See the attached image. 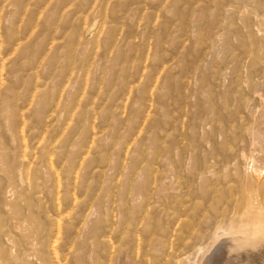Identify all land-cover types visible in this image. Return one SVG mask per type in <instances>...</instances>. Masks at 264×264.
Here are the masks:
<instances>
[{
	"label": "rangeland",
	"instance_id": "obj_1",
	"mask_svg": "<svg viewBox=\"0 0 264 264\" xmlns=\"http://www.w3.org/2000/svg\"><path fill=\"white\" fill-rule=\"evenodd\" d=\"M0 65V264H192L244 219L264 0H0Z\"/></svg>",
	"mask_w": 264,
	"mask_h": 264
},
{
	"label": "bare ground",
	"instance_id": "obj_2",
	"mask_svg": "<svg viewBox=\"0 0 264 264\" xmlns=\"http://www.w3.org/2000/svg\"><path fill=\"white\" fill-rule=\"evenodd\" d=\"M15 7V6H14ZM13 7V8H14ZM34 14V13H33ZM32 16V15H31ZM79 18V17H78ZM166 26V25H165ZM94 27V26H93ZM108 28V27H107ZM165 28V27H164ZM86 30V29H85ZM88 31L91 29L88 27ZM89 37V36H88ZM139 64V63H138ZM1 66V65H0ZM3 69V68H2ZM1 70V69H0ZM1 74V73H0ZM264 85V84H263ZM264 88V87H263ZM6 91V90H5ZM38 100V99H37ZM209 100V99H207ZM209 102V101H208ZM210 103V102H209ZM210 105V104H209ZM204 107V106H203ZM206 107V106H205ZM208 107V106H207ZM3 108V107H2ZM205 109V108H204ZM211 109V107L209 108ZM6 110V109H5ZM211 111V110H210ZM209 111V112H210ZM5 113V112H4ZM213 114V112H212ZM211 114V116H212ZM206 116V115H205ZM6 117V116H5ZM23 117V116H22ZM2 118V117H1ZM205 118V117H204ZM211 118V117H210ZM213 119V118H212ZM214 120V119H213ZM51 121V120H50ZM191 127V126H190ZM195 128V127H193ZM220 130V129H219ZM21 132V131H20ZM219 132V131H218ZM13 137V136H12ZM14 139V137H13ZM18 141V140H17ZM168 152V151H167ZM242 157V156H241ZM245 157V156H244ZM167 159V158H166ZM242 159V158H241ZM165 160V159H164ZM189 161V160H188ZM187 162V161H186ZM243 162V161H242ZM50 163V162H49ZM52 164V163H51ZM172 165V164H171ZM47 168V167H46ZM188 172V171H187ZM257 172V171H256ZM169 173V172H168ZM174 173V172H173ZM251 173V172H250ZM254 174V173H253ZM259 174V173H258ZM250 178L252 191H244V219L238 226L220 229L209 245L198 248L199 258L192 264H264V176ZM262 174V173H261ZM260 174V175H261ZM57 176V175H56ZM243 176V175H242ZM251 176V175H250ZM252 179V180H251ZM246 180V179H245ZM248 181V180H247ZM36 184V183H35ZM177 184V183H176ZM235 184V183H234ZM242 184V183H240ZM69 185V184H68ZM246 185V184H245ZM243 188V186H242ZM68 189V188H67ZM246 189V187H245ZM243 192V190L241 189ZM57 192V191H56ZM202 194V192H200ZM243 194V193H242ZM221 191H220V194ZM242 196V195H241ZM220 197V196H219ZM220 200V199H218ZM221 201V200H220ZM219 201V202H220ZM179 202V200H178ZM217 202V201H216ZM241 202V201H240ZM221 203V202H220ZM219 203V204H220ZM216 204V203H215ZM218 204V205H219ZM214 208V207H212ZM42 209V208H41ZM191 209V208H190ZM217 209V208H216ZM6 210V209H5ZM211 210V208H210ZM218 210V209H217ZM175 211V210H173ZM238 211V210H237ZM218 212V211H217ZM180 213V212H179ZM213 213V212H212ZM215 213V212H214ZM183 214V213H182ZM194 215V214H193ZM202 216V215H201ZM60 220V219H59ZM214 220V219H213ZM212 221V220H211ZM60 222V221H59ZM232 222V221H231ZM174 224V223H173ZM172 224V225H173ZM206 224V223H205ZM212 224V223H211ZM225 224V223H224ZM232 224V223H231ZM237 224V223H236ZM169 225V224H168ZM204 225V224H203ZM222 225V224H221ZM161 226V225H160ZM205 226V225H204ZM225 226V225H224ZM61 227V225H60ZM181 227V226H180ZM163 228V227H162ZM222 228V226L220 227ZM224 228V227H223ZM32 230V229H31ZM203 230V228H202ZM212 230V228H211ZM215 230V229H214ZM217 230V229H216ZM219 230V229H218ZM204 231V230H203ZM218 232V233H219ZM209 234V233H208ZM217 234V232H216ZM203 235V234H202ZM214 236V235H213ZM215 237V236H214ZM5 239V238H4ZM209 239V238H207ZM205 240V239H204ZM199 241V240H197ZM11 242V241H10ZM205 242V241H204ZM187 244V243H186ZM196 244V243H195ZM192 244H190L191 246ZM29 246V245H28ZM172 248V246H171ZM187 249V248H186ZM197 250V249H196ZM195 254V253H194ZM143 255V254H142ZM193 255V254H192ZM23 256V255H22ZM137 256V255H136ZM186 258V257H185ZM196 258V257H195ZM194 258V260H195ZM55 259V258H54ZM192 259V258H191ZM188 260V259H187ZM58 261V260H57ZM42 262V261H41ZM45 262V261H44ZM185 263V262H184ZM187 263V262H186ZM183 264V263H182Z\"/></svg>",
	"mask_w": 264,
	"mask_h": 264
}]
</instances>
